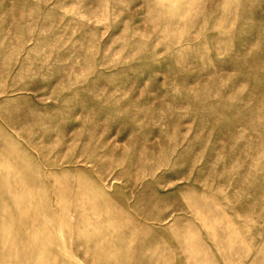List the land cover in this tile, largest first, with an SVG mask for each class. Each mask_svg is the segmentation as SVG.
Listing matches in <instances>:
<instances>
[{
    "label": "rangeland",
    "instance_id": "obj_1",
    "mask_svg": "<svg viewBox=\"0 0 264 264\" xmlns=\"http://www.w3.org/2000/svg\"><path fill=\"white\" fill-rule=\"evenodd\" d=\"M18 243L264 264V0H0V264Z\"/></svg>",
    "mask_w": 264,
    "mask_h": 264
},
{
    "label": "bare ground",
    "instance_id": "obj_2",
    "mask_svg": "<svg viewBox=\"0 0 264 264\" xmlns=\"http://www.w3.org/2000/svg\"><path fill=\"white\" fill-rule=\"evenodd\" d=\"M29 239H27V241H29ZM21 248V243H18L17 245L14 244L13 245V249H16V254L14 256V264H53L54 261L52 262L51 260H49L47 257H37L36 259H27V257H23L20 255V250Z\"/></svg>",
    "mask_w": 264,
    "mask_h": 264
}]
</instances>
